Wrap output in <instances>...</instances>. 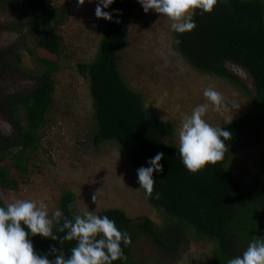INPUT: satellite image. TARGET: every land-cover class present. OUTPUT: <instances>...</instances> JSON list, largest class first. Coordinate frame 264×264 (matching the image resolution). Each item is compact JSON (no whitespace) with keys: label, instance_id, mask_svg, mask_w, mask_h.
<instances>
[{"label":"trees","instance_id":"trees-1","mask_svg":"<svg viewBox=\"0 0 264 264\" xmlns=\"http://www.w3.org/2000/svg\"><path fill=\"white\" fill-rule=\"evenodd\" d=\"M67 11L66 6L50 0H0V13L13 18L0 22V32L18 26L16 31L20 32L24 27L25 38L31 37L34 47L22 44L21 48L36 54L43 67L35 85L24 94L0 95V111L11 125L10 132L0 133V188L4 190H17L27 180L29 162L39 149L41 131L54 104V75L60 70L62 45L56 28L63 23ZM105 11L111 13L112 20L102 19L96 54L90 62L77 65L79 74L88 81L92 100L95 122L92 142L95 146L114 142L136 178L137 169L146 167L148 159L157 152L165 154L160 162L163 171L153 173L156 182L151 196L141 188L145 201L164 217L161 227L148 216L131 219L117 207L99 213L113 219L118 228L131 236L130 245L121 243L126 259L113 264H142L133 258L131 246L143 238L169 260L164 264H173L188 253L185 246L192 238L213 243L212 254L203 264H227L230 258L242 254L250 241L264 237V160L256 159L254 168L243 169V173L256 171L250 183L239 176L242 170L236 172L228 166L231 155L247 136L253 118L242 115L221 126L232 134L225 141L224 158L197 173L188 171L179 155V142L164 141L173 134V123L150 113L142 95L121 74L117 54L127 41L128 14L123 12L120 0H114ZM193 18L197 27L192 32L172 31L174 49L191 69L233 82L247 93L232 69L239 68L253 88L255 113L264 116V1L217 0L210 13L201 14L197 10ZM5 51L8 50H0V79L9 69L4 63L9 51ZM20 57L15 52L17 62ZM263 131L264 123L253 140V152L263 145ZM0 206H6L1 199ZM58 208L62 215L53 223L58 240L39 235L31 239L34 250L48 253L49 246L55 245L58 249L62 247L67 256L76 241L60 239L64 233L58 228L65 216L74 219L78 215L71 191H62Z\"/></svg>","mask_w":264,"mask_h":264},{"label":"rangeland","instance_id":"rangeland-1","mask_svg":"<svg viewBox=\"0 0 264 264\" xmlns=\"http://www.w3.org/2000/svg\"><path fill=\"white\" fill-rule=\"evenodd\" d=\"M66 6L63 23L56 28L61 40L60 70L54 75V104L41 131L38 151L29 162V177L17 190L0 188V199L5 205L16 199L35 200L47 205L49 215L59 209L63 190L71 191L76 200V213L108 208H121L131 219L150 217L161 227L164 217L143 198L139 183L129 168L125 156L114 142L95 146L92 134L95 126L88 81L78 72V63L90 62L97 52L102 31V19L95 15L96 0H50ZM264 1V0H263ZM123 12L128 14V36L118 51V64L128 85L139 92L146 109L158 118L173 123L174 132L165 143H178L179 123L190 115L194 107L208 103L203 91L214 87L226 102L236 101L240 108L218 111L209 103L204 118L213 126H223L239 116L253 118L247 136L237 152L231 155L229 168L239 172L245 183H250L256 171V159L264 160V141L252 151L254 139L264 116L255 113V97L249 78L238 68L233 71L246 86L247 93L235 83L218 77L202 75L190 68L172 46L171 21L154 10L145 13L138 0H120ZM12 21L7 13H0V22ZM13 26H15L13 24ZM18 26V25H16ZM12 27L0 32V50L7 49L4 58L8 73L0 79V95L24 94L35 85L42 65L34 53L22 47L33 48L31 37L25 38V28L17 32ZM20 53V62L15 59ZM147 56V57H146ZM145 63V64H144ZM144 64V65H143ZM3 65V64H2ZM258 107V106H257ZM259 108V107H258ZM11 125L0 111V133L10 132ZM262 137L264 138V131ZM242 163V164H241ZM247 173H243V169ZM96 193L95 202L92 195ZM131 246L133 258L142 264H164V257L147 239H138ZM213 243L192 238L186 250L173 264H203L212 254Z\"/></svg>","mask_w":264,"mask_h":264},{"label":"clouds","instance_id":"clouds-1","mask_svg":"<svg viewBox=\"0 0 264 264\" xmlns=\"http://www.w3.org/2000/svg\"><path fill=\"white\" fill-rule=\"evenodd\" d=\"M83 5L85 0H77ZM114 0H96L97 18L112 20L110 12L105 11ZM145 13L154 10L170 19L171 31L183 34L192 32L196 27L193 18L196 11L210 13L217 0H138ZM179 43V40H176ZM208 103L194 107L190 115L184 116L179 123V155L182 163L191 173H197L208 165H215L224 158L227 146L225 141L231 138V132L221 126H213L205 118L209 103L218 111L238 110L236 101L226 102L223 94L214 87L203 91ZM163 152H157L147 160V166L137 169V178L147 196H151L155 180L153 173L163 171L160 163ZM95 202L96 193L92 195ZM71 208V205H69ZM62 213L57 209L49 215L45 203L35 200L16 199L6 206H0V264H113V261L126 259L121 243L130 245L132 240L126 230L117 227L116 222L107 215L96 211H85L74 219L66 216L58 231L63 232V241L76 243L70 248V255L63 248L49 246L48 253L34 250L31 237L39 235L57 241L53 231ZM227 264H264V237H256L249 242L242 254L230 258Z\"/></svg>","mask_w":264,"mask_h":264},{"label":"bare ground","instance_id":"bare-ground-1","mask_svg":"<svg viewBox=\"0 0 264 264\" xmlns=\"http://www.w3.org/2000/svg\"><path fill=\"white\" fill-rule=\"evenodd\" d=\"M29 17H30V15H29ZM29 25H30V24H29ZM1 32H2V31H1ZM146 57H147V56H146ZM19 62H20V61H19ZM144 64H145V63H144ZM144 64H143V65H144Z\"/></svg>","mask_w":264,"mask_h":264}]
</instances>
